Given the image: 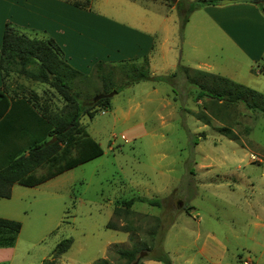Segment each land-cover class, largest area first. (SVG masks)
<instances>
[{"label": "rangeland", "instance_id": "374dc122", "mask_svg": "<svg viewBox=\"0 0 264 264\" xmlns=\"http://www.w3.org/2000/svg\"><path fill=\"white\" fill-rule=\"evenodd\" d=\"M62 1L81 6L79 36L66 47L74 68L88 76L74 82L79 101L90 106L95 94H103L100 74H112L116 85L125 86L94 105L93 117L80 116L102 155L38 186L14 184L10 197L0 198V217L21 224L4 264H93L102 258L125 264L109 245L130 249L141 242L152 245L149 256L165 252L172 264H200L206 230L219 232L228 246L222 264H264L262 246L244 234L248 222L264 218V116L241 102L195 101L192 91L194 83L216 84L199 69L264 94V28L254 23L251 9L264 20V2L204 6L181 27L185 0L179 9L176 1L164 0ZM163 2L172 9L166 11ZM126 26L152 33L156 46L149 72L163 75V81L127 83L120 62L141 59L128 40L145 42ZM18 27L30 36L61 40L55 27H47L46 34ZM97 61L106 65L93 72ZM2 89L51 111L65 104L49 85L15 72L4 75ZM204 112L209 124L198 119ZM223 127L230 133L219 130ZM139 197L158 198L161 206ZM130 198L137 199L131 207L136 214L121 216L123 221L113 216V208ZM109 221L116 230L106 227ZM254 230L257 240L264 232ZM66 238L70 248L54 258V248Z\"/></svg>", "mask_w": 264, "mask_h": 264}, {"label": "trees", "instance_id": "16d2710c", "mask_svg": "<svg viewBox=\"0 0 264 264\" xmlns=\"http://www.w3.org/2000/svg\"><path fill=\"white\" fill-rule=\"evenodd\" d=\"M176 1L179 9L182 0ZM220 0H185L186 9L181 27L187 22L189 14L202 6L218 4ZM259 0L258 3H263ZM75 6L81 7L78 3ZM36 34V33H35ZM120 62L125 71L127 83H138L147 80L163 81V75H151L146 56ZM106 65L97 61L93 65V72ZM186 69V68H185ZM184 69V70H185ZM0 71L2 86L0 87V198H9L14 184L25 187L40 185L53 177L88 162L103 154V150L80 124L83 114L93 117L92 108L108 101L107 98L92 101L90 106L83 105L74 92V82L79 78L88 79L75 68L71 67L64 58L61 47L53 38L42 35L30 36L17 25L5 23L0 45ZM203 75H213L216 79L214 86L194 83L192 90L195 101L208 97L211 101H218L223 105L243 103L247 109L259 111L264 116V94L236 83L226 77L207 71L195 69ZM10 72L23 75L26 78L45 83L53 88L65 102L60 111H51L46 107H38L28 96L12 95L9 97L2 89L4 75ZM103 83V94L123 89L124 85H116L112 74H100ZM100 93L95 94L98 95ZM94 97V96H93ZM35 100V99H34ZM93 100V99H92ZM205 113V112H204ZM198 116L204 124H209L206 116ZM220 131L230 133L229 128H219ZM41 170V172H38ZM44 170L45 172H43ZM38 172V173H37ZM135 198L123 200L120 206L113 208V216L135 215L131 209ZM139 202L149 206L160 207L158 198L139 197ZM123 221V219H121ZM106 227L116 230V226L109 221ZM21 224L17 220L0 217V247L14 244ZM126 231V230H125ZM71 239L61 240L53 250L54 258H58L68 251ZM151 243V242H150ZM114 249L125 264L140 263L145 258L160 261L162 264H172L165 252L156 256H149L152 245L141 242L130 249L109 245ZM54 260H43L42 264H54ZM2 264V263H0ZM93 264H112L102 258Z\"/></svg>", "mask_w": 264, "mask_h": 264}, {"label": "crops", "instance_id": "0c3cea01", "mask_svg": "<svg viewBox=\"0 0 264 264\" xmlns=\"http://www.w3.org/2000/svg\"><path fill=\"white\" fill-rule=\"evenodd\" d=\"M130 1L136 2L134 0H130ZM189 1H193V0H189ZM48 4L50 5L49 9H48ZM73 5H74L73 2H68V1L64 2L62 0H8L6 3V6H0V45H1V39H2V33H3L2 26H4L5 23L7 22H10L14 25H17L23 28L38 30L40 32L44 31L45 34L47 32L46 31L47 27H55V28H58L57 32L61 36V40L60 39L58 40L55 37L54 41L63 50L64 58L67 61V63L71 67L74 68V66L72 65V60L74 57L66 55V47H71V45L76 42V39L79 36V31H78L79 27L77 23V20H78L77 13H79L78 12L79 7L78 6L76 7ZM140 5L145 6L146 3H140ZM163 5L166 7V11L172 9L171 8L172 6L169 7L165 2H163ZM205 6H211V5H205ZM251 9L255 12L254 15L256 16V20L254 23H256L259 28L260 27L264 28V20L262 18V15L258 12L257 8H255L254 6L251 7ZM72 18H74L75 21H73ZM105 20L108 22H111L108 19H105ZM126 29H127L126 30L127 32L128 30H130L131 32H134L137 35H139L141 37V40L145 42V43L143 42L140 43L136 39L133 42H130L128 40V46H130L134 50L138 49L139 53L134 56H138L139 58L146 56L148 59V64H149L150 62L149 58L153 54V51L156 46L155 40L154 38H152V33L144 32L138 28L130 27V26H126ZM77 58L78 56L75 58V62ZM149 70H150V64H149ZM207 72H210V71H207ZM150 74L155 75L153 71L152 72L150 71ZM1 86H2V75L0 71V87ZM252 156L256 160H258V162L261 161L254 155ZM39 171L41 172V170H38V172ZM187 210H188L187 213H189V208ZM258 220L259 221L248 222L245 226L244 234L248 239L262 246V251L259 252V255L261 256V254L263 255L264 253V233H260L259 234L260 238L256 240L253 232H255L254 230L255 228H257V231L259 232H264V218H259ZM196 232H199V231H196ZM249 232H252V233L249 234ZM231 233L232 234L234 233L233 236L236 237L235 236L236 232H233L232 230ZM198 236H201V234H199ZM15 243H16V239L12 246L0 247V263L4 264V262L6 263V261H9L13 253ZM242 249L245 250L244 248ZM236 250H238V247ZM198 252L200 253V260H199L200 264H222V261L225 255L229 252V249H228L226 242L224 241V239L222 238L219 232H213L211 230H206L204 233L203 241L198 248ZM212 252L214 253L213 255H211ZM142 264H162V263L160 261L148 258V259H143ZM189 264H191V261L189 262Z\"/></svg>", "mask_w": 264, "mask_h": 264}, {"label": "water", "instance_id": "95a60500", "mask_svg": "<svg viewBox=\"0 0 264 264\" xmlns=\"http://www.w3.org/2000/svg\"><path fill=\"white\" fill-rule=\"evenodd\" d=\"M242 1H245V2H251V3H254V4H257L259 2V0H220L219 3L221 5H224V4H227V3H233V2H242ZM114 93H116L115 91H112L110 93H106V94H98L96 96L93 97V101H97L99 99H103V98H109L111 97ZM134 264H137L134 263Z\"/></svg>", "mask_w": 264, "mask_h": 264}, {"label": "built area", "instance_id": "2783aa9c", "mask_svg": "<svg viewBox=\"0 0 264 264\" xmlns=\"http://www.w3.org/2000/svg\"><path fill=\"white\" fill-rule=\"evenodd\" d=\"M254 158V157H253Z\"/></svg>", "mask_w": 264, "mask_h": 264}]
</instances>
